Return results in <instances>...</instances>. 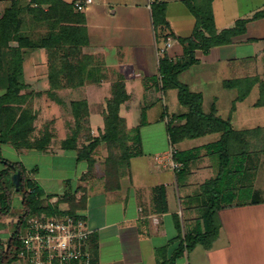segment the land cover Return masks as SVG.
<instances>
[{"label": "crops", "instance_id": "0c3cea01", "mask_svg": "<svg viewBox=\"0 0 264 264\" xmlns=\"http://www.w3.org/2000/svg\"><path fill=\"white\" fill-rule=\"evenodd\" d=\"M14 1L0 0V14ZM39 1L47 10L54 0ZM61 1L73 3L76 11V3H85L79 11L86 20L81 25L87 37L82 53L103 64L105 79L60 88L51 95L48 51L28 52L23 64L25 86L19 95L25 97L22 107L33 110L35 131L29 140L34 141L48 122L53 124V138L43 150L1 143L0 157L22 164L27 178L44 192L41 206H57L66 213L71 207L64 195L75 199L74 213L83 215L93 231L89 264H264V197L223 202L214 212L212 193L204 188L222 177L216 184L219 191L235 189L243 167H264V18L254 19L264 9V1L198 0L205 7L197 13L186 0ZM159 3L166 4L160 35L164 40L168 35L174 39L168 59L185 60L183 39L193 38L197 44L195 63L179 75V81L203 97L205 114L215 111L230 123L228 134L218 130L178 142L171 138V128L187 123L180 117L189 109L181 104L178 88L162 87L159 67L165 53L159 55V37L153 27ZM207 16L212 18L211 28ZM235 28L237 34L227 43L205 45L213 35ZM28 63L31 69L27 71ZM119 77L128 94L119 116L126 123L131 156L120 169L119 188L108 190V144L101 142L93 151L86 147L105 132L103 115ZM5 93L0 89V97ZM81 100L88 104L87 135L92 138L82 135L76 145L63 146L72 134V102ZM157 103L161 111L153 115ZM50 110L53 117L42 119ZM172 146L182 157L176 156L184 164L180 172L169 166ZM157 157L162 159L157 161ZM2 164L0 174L7 168ZM16 193L11 190V209L0 215L3 241L26 225L20 222L25 214L23 197ZM154 217L159 221L154 222ZM11 264L26 263L14 260Z\"/></svg>", "mask_w": 264, "mask_h": 264}, {"label": "trees", "instance_id": "16d2710c", "mask_svg": "<svg viewBox=\"0 0 264 264\" xmlns=\"http://www.w3.org/2000/svg\"><path fill=\"white\" fill-rule=\"evenodd\" d=\"M22 0H15L11 6L0 15V89L6 93L0 97V144L11 143L16 149L22 147L46 149L51 142L52 129L46 123L42 135L29 140L33 129V110L22 107L25 97L19 95L23 86V64L28 52L38 49H46L49 55V81L51 91L68 87L83 86L87 82L100 83L105 79L102 73V63L93 57L82 53V46L86 45L87 37L85 29V15L76 11L74 4H68L61 0H54L45 10L39 0H30L21 4ZM189 5V0H186ZM190 7V6H189ZM154 16L163 23L166 4L159 3L154 8ZM264 18V9L257 12L254 19ZM162 22V23H161ZM207 22L212 18L207 16ZM241 23L239 22V25ZM237 30L231 29L213 35L206 39L205 45H219L227 43L231 35H236ZM187 44L185 60L173 62L167 57V52L160 59L159 73L163 89L176 87L179 89V100L189 111L180 118L187 119V123L180 128L170 129V135L174 142L186 137H197L207 132L224 130L227 134L230 123L216 116L215 111L205 114L202 109L203 97L193 93L179 81V75L189 69L194 63L193 50L197 45L193 38L182 41ZM128 99L123 77H119L112 87V97L107 101V110L104 112L105 132L99 138L91 139L89 135L88 120L89 108L85 100L72 102V116L74 124L71 127V136L63 142V146L76 145L82 135H86L91 142L86 149L93 151L101 142H106L109 147V156L106 160V188L114 190L119 188V174L131 156L128 145L129 135L125 120L119 116L121 104ZM144 120V115H143ZM50 123V122H48ZM52 125V123H50ZM88 134V135H87ZM225 141V139H224ZM81 153H85V150ZM178 155V153H177ZM80 157H83L82 155ZM181 160L182 157H178ZM0 162H8L0 157ZM14 169L7 165L6 170L0 174V200L2 208L0 215L10 211L12 205L11 190L15 189L11 176L16 170L20 171L21 178L19 189L22 194L25 214L20 219L21 224L35 214L60 215L62 212L57 206H41L40 198L43 190L32 180L27 178L26 170L21 163H11ZM223 167L222 175L224 174ZM221 175V176H222ZM222 181V177L209 181L204 186L205 190L212 193L213 210L216 212L222 207L223 191L217 189L216 184ZM71 207L69 213L75 214L77 204L69 194L64 195ZM19 222V223H20ZM19 231L10 239H0V264H11L15 258L12 256L14 245L18 244Z\"/></svg>", "mask_w": 264, "mask_h": 264}, {"label": "built area", "instance_id": "2783aa9c", "mask_svg": "<svg viewBox=\"0 0 264 264\" xmlns=\"http://www.w3.org/2000/svg\"><path fill=\"white\" fill-rule=\"evenodd\" d=\"M84 4L78 2L75 6L82 11ZM173 46L174 39L168 35L164 47H159V55ZM177 153V149L172 146L168 154L169 166L173 171L180 172L184 164L176 159ZM161 159L157 157L156 160ZM158 221V217H154V222ZM92 233L81 214H35L26 219V225L18 235V244L12 249V256L26 264H89L92 256L88 243Z\"/></svg>", "mask_w": 264, "mask_h": 264}, {"label": "rangeland", "instance_id": "374dc122", "mask_svg": "<svg viewBox=\"0 0 264 264\" xmlns=\"http://www.w3.org/2000/svg\"><path fill=\"white\" fill-rule=\"evenodd\" d=\"M70 2H73V0H69ZM83 1V0H81ZM129 1V0H128ZM141 0H131L129 2H140ZM155 1V0H154ZM152 1V2H154ZM264 0H257L256 2L258 4H260V2H262ZM151 2V3H152ZM149 4V1H148ZM191 7L192 10H194V12H201L205 5L200 3L198 0H189V5ZM3 14V13H2ZM0 14V15H2ZM153 27L155 28V32L158 35V44L161 47L164 44V38L163 36H161V27H160V22L157 19V17L154 16V23H153ZM35 58H38V55L35 56ZM30 63H28L26 65V69L25 70H29L31 69V66H29ZM52 110H50L49 113L45 114V116L42 117V119L46 120L49 119L51 117H53V113L51 112ZM161 111V104L157 103V105L155 106V108L152 110V114H157L158 112ZM47 125L49 126L50 129L53 130V124L51 125L50 123H47ZM44 126H46L45 124H42V129L39 130V136H36V138L40 137L42 135ZM33 132L35 131V128H33ZM69 126L67 127L66 125V130L68 131ZM1 167H4V165L0 162V169ZM245 169L244 172H242L241 178H239L238 183L239 185H237L235 187V189H228L226 191L223 192V197L220 199L221 202H227L230 200H238V201H243V200H254L258 197H264V167H243ZM237 191L236 193H232V191ZM226 192V195H225ZM19 193V192H18ZM16 193V194H18ZM21 194V193H19ZM22 195V194H21ZM20 198V197H19ZM19 198L17 201H19ZM2 205V204H1ZM19 202L14 204V210L13 212L17 214V212H19ZM7 215L4 214V216ZM13 223H11V229H13ZM15 228V227H14Z\"/></svg>", "mask_w": 264, "mask_h": 264}, {"label": "water", "instance_id": "95a60500", "mask_svg": "<svg viewBox=\"0 0 264 264\" xmlns=\"http://www.w3.org/2000/svg\"><path fill=\"white\" fill-rule=\"evenodd\" d=\"M6 165L14 169V165L8 162H4ZM20 178H21V173L20 171L16 170L15 173L11 176V179L13 183L15 184V189H19V184H20Z\"/></svg>", "mask_w": 264, "mask_h": 264}]
</instances>
